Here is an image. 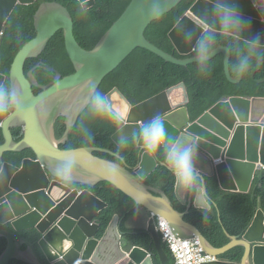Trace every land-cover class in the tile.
Masks as SVG:
<instances>
[{
    "label": "water",
    "instance_id": "1",
    "mask_svg": "<svg viewBox=\"0 0 264 264\" xmlns=\"http://www.w3.org/2000/svg\"><path fill=\"white\" fill-rule=\"evenodd\" d=\"M39 1L0 0V38L17 7L32 6ZM78 1L85 11H89L96 6L97 0ZM182 2L133 0L122 18L92 52L85 51L78 44L74 20L67 8L58 3H47L41 7L35 17L37 37L21 50L10 73L11 89L18 91V106L0 116V138L5 140L0 145V238L8 243L0 256V264H11L13 261L25 264H158L155 256L143 248L127 250L118 215L103 238H98L100 226L97 217L108 204L89 188L93 189L101 182L113 184L142 207L135 215L139 218H131L127 227L134 229L133 223L138 230L151 233L162 264H168L170 258L162 246L153 213L158 222L159 216L166 219L175 236L182 239L200 237L203 248L214 256L221 257L237 246L245 249L240 263L221 260L207 264H264V212L258 211L243 237L229 236L227 246L213 247L198 228L185 221V215L190 210L191 193L182 191L176 178L175 194L179 202L187 206L186 212L177 210L163 189L146 182L160 166L168 165L161 163L155 154H147L141 139L140 161L134 170L124 163V159L106 149L60 148L61 144L69 141L75 125L104 79L137 49H144L168 64L184 67L197 64L195 58L179 60L166 54L145 37L154 22L171 13ZM257 2L259 9L254 7L252 0H233L231 7L238 9L245 21V30L239 39L253 44L259 37L262 43L254 45L264 47V22L261 21L264 1ZM157 3L161 7V14L153 17L151 9ZM216 3L217 0H198L170 33L173 46L180 56L189 57L194 53L197 39L213 19ZM59 32H64L67 54L75 73L66 77L58 75L50 85L42 86L33 71L26 74L25 65L29 60L40 58ZM186 35H190L191 39H186ZM219 55L225 56L226 76L234 84L243 80L245 66L251 58L261 62L253 71L252 79L264 66L262 57L252 55L243 62L237 77L233 78L230 73L231 51L227 48L216 49L210 61ZM5 79L6 76L0 74V86ZM255 81L263 83L264 79ZM34 88L41 89V92L36 94ZM182 96H185L186 102L178 104L176 101ZM106 99L114 112L125 113V126L113 136L117 145H122L139 132L141 122L145 124L160 117L169 141L190 144L194 140L198 152L195 166L205 181L203 190L207 198L206 177L216 176L225 191L249 193L257 172L264 170V124H251L261 122L262 115L258 116L253 108L263 99L224 98L195 123H192L187 108L190 98L184 83L135 107L118 88L109 93ZM61 116L66 117L67 129L59 140L55 126ZM13 128L24 129L20 142L15 141ZM28 149L33 151L36 158L23 160L21 167L5 161L6 153ZM97 152L116 157L122 163L102 158L95 154ZM65 158L75 164L72 185L80 189L62 183L52 172L55 162ZM29 231L38 233L40 238L37 243L23 235Z\"/></svg>",
    "mask_w": 264,
    "mask_h": 264
},
{
    "label": "trees",
    "instance_id": "2",
    "mask_svg": "<svg viewBox=\"0 0 264 264\" xmlns=\"http://www.w3.org/2000/svg\"><path fill=\"white\" fill-rule=\"evenodd\" d=\"M196 1L184 0L173 12L153 23L146 32L148 41L175 58L185 59L174 50L169 34ZM132 2L133 0H97L96 6L89 11H85L78 0H40L33 6L18 7L6 26L0 46V73L8 76L5 88L11 89L9 76L17 55L37 36L35 17L44 4L58 3L67 8L74 20L75 37L78 43L84 50L93 51ZM212 47L213 51L220 47L231 49V72L234 77L238 75L241 64L247 57L251 55L264 57V49L230 37L217 36ZM192 57H195V54ZM209 64L210 71L207 74H201L197 70V64L188 67L167 64L147 51L137 50L104 80L98 92L106 98L114 88H119L133 105H137L171 87L185 83L190 96L189 110L193 119L200 117L226 96L264 97V84H258L252 79V73L260 64L259 61L252 60L247 64L244 80L239 85H234L228 80L223 55ZM30 71L34 72L42 86L50 85L58 75L66 77L75 73V67L67 54L64 32H59L53 38L40 58L27 61L25 72L28 75ZM263 78L264 67L256 76V79ZM34 90L36 94L41 92L39 88H34ZM123 125V122L118 124L106 114L94 113L91 104L80 117L68 143L61 145V148L66 150L83 147L109 149L126 158V165L134 170L140 161L139 136L132 137L121 147H118L112 140L113 135ZM66 129V117L61 116L55 126L56 136L61 139ZM13 134L15 140L19 142L23 138V129H13ZM1 143H4V139ZM95 154L122 163L118 158L109 154L100 152ZM157 155L161 162L166 160L163 149ZM26 158H35L32 150L7 153L5 156L6 161L18 167ZM146 182L163 189L177 210L187 211V206L181 204L176 197L175 176L168 167L160 166ZM72 187L77 186L72 185ZM91 191L108 204V208L103 210L97 218L101 226L99 238L104 236L109 224L116 215H119V226L125 245L129 248L139 246L150 251L155 256L156 262L160 263L154 239L149 232L129 230L126 226L129 218L139 209L137 203L109 182H101ZM207 192L208 199L213 205L212 209L202 211L193 206L185 220L196 226L214 247L222 248L230 242L229 236L244 235L259 207L264 209V171L258 173L251 193L225 192L220 188L216 178L207 180ZM195 195L196 192L194 197ZM24 236L33 242L39 239L36 231L26 232ZM7 246V240L0 238V256ZM164 248L171 258L170 264H174L173 255L166 244ZM244 251V247H235L221 259L239 263ZM11 264L25 263L14 261Z\"/></svg>",
    "mask_w": 264,
    "mask_h": 264
},
{
    "label": "clouds",
    "instance_id": "3",
    "mask_svg": "<svg viewBox=\"0 0 264 264\" xmlns=\"http://www.w3.org/2000/svg\"><path fill=\"white\" fill-rule=\"evenodd\" d=\"M184 1V0H183ZM198 1V0H197ZM196 1V2H197ZM254 2V7H256L257 9L260 8V5L259 3L257 2V0H252ZM261 1H264V0H261ZM233 0H217V3L215 4V8H214V14H213V19L211 20V23L209 24V27L207 29H205L204 33L197 39L194 47H193V51L194 53L189 56V57H182L178 54V52L176 51V49L174 48V50L177 52V54L182 57V58H185V59H179V60H188V59H191V58H195L196 59V62H197V70L199 73L201 74H207L209 71H210V64H209V61L211 59V56H212V52H213V47L212 45L214 44L215 42V38L217 36H223V37H230V38H233V39H236V40H239V41H242V42H245L243 40H240V34L245 30V21L243 20V17L242 15L239 13V10L234 8V7H231V4H232ZM97 3V1H96ZM183 3V2H182ZM181 3V4H182ZM132 4V3H131ZM130 4V5H131ZM180 4V5H181ZM196 4V3H195ZM194 4V5H195ZM179 5V6H180ZM193 5V6H194ZM33 6V5H32ZM83 6V5H82ZM178 6V7H179ZM192 6V7H193ZM21 7H29V6H21ZM264 7V6H263ZM18 8V7H17ZM129 8V7H128ZM84 9V8H83ZM191 10V9H190ZM190 10L184 15L186 16ZM16 11V10H15ZM69 11V10H68ZM174 11V10H173ZM172 11V12H173ZM14 14V13H13ZM125 14V13H124ZM123 14V15H124ZM153 17H157L161 14V7L159 5V3L155 4L152 9H151V13H150ZM170 14V13H169ZM167 16V15H166ZM183 16V17H184ZM12 17V16H11ZM182 17V18H183ZM122 18V17H121ZM120 18V19H121ZM164 18V17H163ZM162 18V19H163ZM119 19V20H120ZM10 20V19H9ZM118 20V21H119ZM117 21V22H118ZM160 21V20H159ZM181 21V20H180ZM179 21V22H180ZM261 21L264 22V15L261 16ZM9 22V21H8ZM116 22V23H117ZM157 22V21H156ZM115 23V24H116ZM155 23V22H154ZM8 24V23H7ZM114 24V25H115ZM179 24V23H178ZM177 24V25H178ZM113 25V26H114ZM176 25V26H177ZM7 26V25H6ZM75 26V25H74ZM175 26V27H176ZM150 28V27H149ZM6 29V28H5ZM248 29L250 30V25L248 26ZM173 31V30H172ZM171 31V32H172ZM5 32V30H4ZM170 32V33H171ZM37 33V32H36ZM74 34H75V30H74ZM4 35V34H3ZM106 36V35H105ZM104 36V37H105ZM37 37V36H36ZM145 37H146V34H145ZM2 38L3 36L0 38V46H1V43H2ZM76 38V37H75ZM264 38V32H263V37ZM147 39V38H146ZM169 39H170V34H169ZM186 39H191V36L190 35H186ZM77 40V39H76ZM148 40V39H147ZM102 41V40H101ZM171 41V39H170ZM32 42V41H31ZM78 42V41H77ZM172 43V41H171ZM251 46H254V47H257V48H261V49H264V47L262 46H257V45H254V44H260L262 43L260 38L257 37L255 41H253L251 43H248V42H245ZM29 44V43H28ZM27 44V45H28ZM79 44V43H78ZM100 44V43H99ZM98 44V45H99ZM152 44V43H151ZM80 45V44H79ZM97 45V46H98ZM153 45V44H152ZM173 45V43H172ZM155 46V45H154ZM25 47V46H24ZM23 47V48H24ZM156 47V46H155ZM174 47V46H173ZM22 48V49H23ZM97 48V47H96ZM95 48V49H96ZM158 48V47H157ZM220 48H227V47H220ZM83 49V48H82ZM94 49V50H95ZM159 49V48H158ZM219 49V48H218ZM231 51L230 48H227ZM93 50V51H94ZM137 50H144V49H137ZM136 50V51H137ZM161 50V49H160ZM86 51V50H85ZM135 51V52H136ZM146 51V50H144ZM21 52V51H20ZM19 52V53H20ZM87 52H92V51H87ZM134 52V53H135ZM148 52V51H147ZM164 52V51H163ZM133 53V54H134ZM150 53V52H149ZM166 53V52H165ZM132 54V55H133ZM152 54V53H151ZM168 54V53H166ZM195 54V57H192L193 55ZM231 54H232V51H231ZM131 55V56H132ZM170 55V54H169ZM18 56V55H17ZM130 56V57H131ZM172 56V55H171ZM221 56V55H219ZM217 56V57H219ZM224 56V55H223ZM252 56V55H251ZM260 56V55H258ZM129 57V58H130ZM174 57V56H173ZM216 57V58H217ZM250 57V56H249ZM264 59L263 56H260ZM17 58V57H16ZM128 58V59H129ZM175 58V57H174ZM215 58V59H216ZM248 58V57H247ZM246 58V59H247ZM127 59V60H128ZM178 59V58H176ZM213 59V60H215ZM245 59V60H246ZM16 60V59H15ZM126 60V61H127ZM212 60V61H213ZM244 60V61H245ZM252 60H257L255 58H251L249 60V62L247 64L250 63V61ZM125 61V62H126ZM231 61L232 59L230 60V73L232 75V72H231ZM260 62V60H257ZM15 62V61H14ZM124 62V63H125ZM211 62V61H210ZM123 63V64H124ZM261 63V62H260ZM14 64V63H13ZM12 64V66H13ZM168 64V63H167ZM224 64H225V56H224ZM243 64V63H242ZM241 64V65H242ZM246 64V66H247ZM174 65V64H173ZM192 65V64H191ZM178 66V65H177ZM190 66V65H189ZM246 66H245V69H244V76H245V70H246ZM184 67V66H183ZM188 67V66H187ZM264 66L261 67V69L255 74V76L253 75V79L254 80H262V79H256V76L257 74L263 69ZM119 68V67H118ZM241 68V67H240ZM12 69V67H11ZM115 71V70H114ZM113 71V72H114ZM240 71V70H239ZM112 72V73H113ZM11 73V71H10ZM1 75H4L6 76V79L4 81V83L2 84V86H0V116H2L4 113H8L10 112L12 109L16 108L18 106V91L17 90H14V89H10V88H5V85L7 83V80H8V76L5 75V74H2L0 73ZM110 75V74H109ZM108 75V76H109ZM107 76V77H108ZM106 77V78H107ZM233 78H236L232 75ZM105 78V79H106ZM9 79H10V76H9ZM104 79V80H105ZM264 79V78H263ZM244 80V78H243ZM242 80V81H243ZM242 81L238 84H234V85H239L242 83ZM104 82V81H103ZM102 82V83H103ZM10 83H11V80H10ZM258 83V82H257ZM182 84V83H180ZM178 84V85H180ZM185 84V83H184ZM258 84H264L263 83H258ZM102 85V84H101ZM176 85V86H178ZM186 85V84H185ZM101 87V86H100ZM99 87V88H100ZM175 87V86H174ZM187 87V86H186ZM98 88V90H99ZM173 88V87H171ZM116 89V88H114ZM113 89V90H114ZM119 89V88H118ZM170 89V88H169ZM98 90L94 93V95L91 97V104H92V109H93V112L96 113V114H100V115H108L111 119H113L114 121H116L118 124L119 123H122L123 122V127L125 126V122L123 121V117L125 115L124 112H114L110 107H109V103L107 101V96L106 98L98 92ZM112 90V91H113ZM120 90V89H119ZM168 90V89H167ZM188 90V89H187ZM111 91V92H112ZM166 91V90H165ZM109 92V93H111ZM121 92V90H120ZM164 92V91H163ZM108 93V94H109ZM122 93V92H121ZM107 94V95H108ZM123 94V93H122ZM161 94V93H160ZM189 94V93H188ZM124 95V94H123ZM159 95V94H158ZM125 96V95H124ZM157 96V95H156ZM126 97V96H125ZM155 97V96H154ZM232 97H239V98H258V99H263L264 100V97H250V96H244V97H241V96H226V97H223L222 99L224 98H232ZM153 98V97H152ZM190 98V96H189ZM127 99V98H126ZM151 99V98H150ZM221 99V100H222ZM128 100V99H127ZM149 100V99H148ZM220 100V101H221ZM129 101V100H128ZM147 101V100H146ZM219 101V102H220ZM130 102V101H129ZM145 102V101H144ZM178 104H184L186 102V98L185 96H182L181 98H179L177 101H176ZM218 102V103H219ZM143 103V102H142ZM216 103V104H218ZM90 104V105H91ZM130 104L132 105V107H135L137 105H133L131 102ZM141 104V103H140ZM189 104L190 102L187 104V108L189 110ZM215 104V105H216ZM89 105V106H90ZM214 105V106H215ZM88 106V107H89ZM214 106H212L210 109H212ZM87 107V109H88ZM86 109V110H87ZM210 109L208 111H206L205 113L209 112ZM254 110H256L257 112V115H262V119L264 118V101H261L259 103H257L256 106H254L253 108ZM85 110V111H86ZM84 111V112H85ZM204 113V114H205ZM189 114H190V118L192 120V123H195L198 121L199 118H201L204 114H202L200 117H198L197 119H193L192 116H191V113H190V110H189ZM83 115V114H82ZM81 115V116H82ZM64 117V116H62ZM162 117L160 118H155L145 124H143L142 122L140 123L142 125V128L140 129L139 132H137L134 136L138 135L139 136V141H138V147L140 148V150L142 151V148L139 146V143H140V139L142 141V147L144 149V151L147 153V154H150V155H154L156 156V158L160 161V158L159 156L157 155L158 152L161 151V149H163V152H164V155H165V161L161 162V163H167L168 167L170 168V170L172 171L173 175L175 176L176 178V181H177V184H178V187L182 190V191H185L187 193H191V201H190V210L192 209L193 206H195L196 208H198L199 210H202V211H209L212 209V203H210V201L208 200V198L206 197L205 195V192L203 190L204 188V184H205V181L203 179V176L200 175V171L196 168L195 166V158L197 157L198 155V152H197V145L195 143V141L193 140L192 143L190 144H182L180 143L179 141H175V142H172V141H169L168 140V132H167V129L165 128V125H164V122L161 120ZM80 119V118H79ZM262 119L260 120L261 122H257V123H251L252 125H257V124H264L262 123ZM58 121V120H57ZM79 121V120H78ZM78 123V122H77ZM77 125V124H76ZM75 125V126H76ZM122 127V128H123ZM75 128V127H74ZM121 128V129H122ZM13 129H16V128H13ZM13 129H12V133H13ZM23 129V128H22ZM120 129V130H121ZM24 130V129H23ZM118 130V131H120ZM74 131V130H73ZM118 131L116 133H118ZM56 133V131H55ZM115 133V134H116ZM72 134V133H71ZM114 134V135H115ZM113 135V136H114ZM14 136V134H13ZM71 136V135H70ZM133 136V137H134ZM23 137H24V133H23ZM57 137V136H56ZM63 137V136H62ZM132 138V137H131ZM130 138V139H131ZM2 139H4L3 137L0 138V145L4 144V143H1ZM15 139V137H14ZM23 139V138H22ZM57 139H59L57 137ZM128 139V140H130ZM61 140V139H59ZM70 140V138H69ZM112 140H113V137H112ZM127 140V141H128ZM5 141V140H4ZM16 141V140H15ZM114 141V140H113ZM126 141V142H127ZM18 142V141H16ZM20 142V141H19ZM126 142H124L122 145H124ZM68 143V142H67ZM66 143V144H67ZM115 143V141H114ZM116 144V143H115ZM61 145H65V144H61ZM61 145H60V148H61ZM117 145V144H116ZM122 145H117L118 147H121ZM83 148H88V147H83ZM91 148H100V147H91ZM62 149V148H61ZM78 149H81V148H78ZM103 149V148H102ZM30 150V149H28ZM62 150H66V149H62ZM70 150H76V149H70ZM106 150H109V149H106ZM111 152H113L112 150H109ZM9 153H15V152H9ZM114 154L118 155L122 160L124 159V163L126 164V158L120 156L118 153L116 152H113ZM7 154V153H6ZM5 154V156H6ZM36 158V156H35ZM27 159V158H26ZM34 159V158H33ZM25 160V159H24ZM6 161V159H5ZM8 162V161H6ZM14 165V164H13ZM16 166V165H15ZM22 166V164H21ZM20 166V167H21ZM264 171V170H262ZM262 171H258L255 178H254V181L258 175V173L262 172ZM52 172L53 174L64 184L66 185H69V186H72L74 180H75V164L74 162L69 159V158H65L61 161H57L55 162V164L53 165L52 167ZM209 178H216L218 180V178L216 176L214 177H206V189H207V180ZM254 181H253V184H252V187H251V190L249 193L252 192L253 190V185H254ZM219 183V181H218ZM98 185V184H97ZM96 185V186H97ZM113 185V184H112ZM220 185V183H219ZM76 186V185H75ZM95 186V187H96ZM94 187V188H95ZM116 187V186H115ZM74 188V187H73ZM80 187L77 186L75 189H77ZM117 188V187H116ZM221 188V186H220ZM118 189V188H117ZM222 189V188H221ZM89 190L91 191V189L89 188ZM119 190V189H118ZM223 190V189H222ZM121 191V190H120ZM225 191V190H223ZM92 192V191H91ZM123 192V191H121ZM196 192V195L194 197V193ZM225 192H230V193H241V192H232V191H225ZM93 193V192H92ZM124 193V192H123ZM94 194V193H93ZM241 194H248V193H241ZM207 196H208V192H207ZM130 197V196H129ZM198 198L201 200V203L202 205L199 206V204L197 203V200ZM100 199V198H99ZM134 200V199H133ZM135 201V200H134ZM136 202V201H135ZM106 203V202H105ZM137 203V202H136ZM139 206V209L137 211V213L142 209V207L137 204ZM108 208V207H107ZM105 210V209H104ZM189 210V212H190ZM262 210L264 212V209L260 206L258 211ZM258 211L256 212V215L254 216V219L251 223V225L253 224L256 216H257V213ZM188 212V213H189ZM101 213V212H100ZM136 213V214H137ZM152 213V212H151ZM135 214V215H136ZM133 215L132 217L129 218V220L132 218V219H135L137 220L139 218V216H135ZM151 215V214H150ZM119 216V215H118ZM120 217V216H119ZM133 217H136V218H133ZM186 217V215H185ZM98 218V217H97ZM152 218H155L156 219V225H157V231L161 237V240H162V246L164 248V244H166L171 252V254L173 255V258L174 260H176V264L178 262V257H177V254L173 251V248H172V244L170 242V240L172 241H188V242H191V241H198L201 248L203 249V256L208 258L203 264H207V263H214V262H218V261H221V257H217V256H214L212 254H209L204 248H203V245H202V242H201V239L200 237L198 236H195V237H192V238H188V239H182V238H179L177 236L174 235L173 231L171 230L169 224L167 223L166 219L163 217V216H159V222H160V227H159V222H158V218L157 216L153 213L152 214ZM131 219V220H132ZM128 220V221H129ZM113 221V220H112ZM127 221V223H128ZM186 221V220H185ZM98 222V221H97ZM187 222V221H186ZM127 223H126V226H127ZM189 223V222H188ZM99 224V222H98ZM111 224V223H110ZM109 224V225H110ZM119 224H120V220H119ZM191 224V223H190ZM192 225V224H191ZM250 225V227H251ZM100 226V224H99ZM132 226L134 227V229H128L129 230H135V231H140L138 230L132 223ZM194 226V225H193ZM101 227V226H100ZM109 227V226H108ZM196 227V226H195ZM249 227V228H250ZM120 228V227H119ZM197 228V227H196ZM248 228V230H249ZM108 229V228H107ZM199 230V229H198ZM247 230V231H248ZM99 231H100V228H99ZM142 231H147V230H142ZM200 231V230H199ZM246 231V233H247ZM121 232V231H120ZM148 232V231H147ZM201 232V231H200ZM122 233V232H121ZM202 233V232H201ZM245 233V234H246ZM123 234V233H122ZM151 234V233H150ZM203 234V233H202ZM244 234V235H245ZM24 235V234H23ZM244 235L242 236H239V237H243ZM153 237V236H152ZM205 237V236H204ZM40 238V236H39ZM98 238H99V234H98ZM103 238V237H102ZM102 238H99V239H102ZM206 238V237H205ZM123 239V237H122ZM154 239V238H153ZM207 239V238H206ZM230 239V237H229ZM208 240V239H207ZM31 241V240H30ZM33 242V241H32ZM34 243H37V242H34ZM155 243V241H154ZM210 243V242H209ZM230 243V242H229ZM228 243V244H229ZM123 244L125 245L124 243V240H123ZM211 244V243H210ZM227 244V245H228ZM156 245V244H155ZM212 245V244H211ZM226 245V246H227ZM213 246V245H212ZM125 247L127 248V250H131L133 249L134 247L132 248H129L125 245ZM135 247H139V246H135ZM214 247V246H213ZM225 247V246H224ZM237 247H240V246H237ZM242 247V246H241ZM142 248V247H140ZM216 248V247H215ZM223 248V247H222ZM235 248V247H234ZM144 249V248H143ZM156 249H157V246H156ZM218 249V248H217ZM146 250V249H145ZM164 250L166 251V249L164 248ZM232 250V249H231ZM245 250V249H244ZM148 251V250H146ZM151 255V252L148 251ZM229 252V251H228ZM4 253V252H3ZM2 253V254H3ZM167 253V251H166ZM245 253V251H244ZM168 254V253H167ZM157 255L159 257V254H158V250H157ZM225 255V254H224ZM152 256V255H151ZM169 256V254H168ZM244 256V255H243ZM153 258V257H152ZM170 258V256H169ZM243 259V258H242ZM159 260H160V257H159ZM222 261H225V260H222ZM242 261V260H241ZM14 262V261H13ZM171 262V258H170V261L168 264H170ZM226 262H230V261H226ZM232 263H237V262H232ZM240 263V262H239ZM158 264H162L161 263V260H160V263ZM175 264V263H174Z\"/></svg>",
    "mask_w": 264,
    "mask_h": 264
},
{
    "label": "built area",
    "instance_id": "4",
    "mask_svg": "<svg viewBox=\"0 0 264 264\" xmlns=\"http://www.w3.org/2000/svg\"><path fill=\"white\" fill-rule=\"evenodd\" d=\"M173 251L177 254V264H203L208 258L203 256V249L198 241H172Z\"/></svg>",
    "mask_w": 264,
    "mask_h": 264
},
{
    "label": "crops",
    "instance_id": "5",
    "mask_svg": "<svg viewBox=\"0 0 264 264\" xmlns=\"http://www.w3.org/2000/svg\"><path fill=\"white\" fill-rule=\"evenodd\" d=\"M198 204H199V205H202L201 200H199Z\"/></svg>",
    "mask_w": 264,
    "mask_h": 264
}]
</instances>
